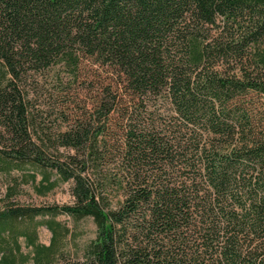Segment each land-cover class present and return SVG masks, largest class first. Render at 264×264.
Listing matches in <instances>:
<instances>
[{"label":"trees","instance_id":"trees-1","mask_svg":"<svg viewBox=\"0 0 264 264\" xmlns=\"http://www.w3.org/2000/svg\"><path fill=\"white\" fill-rule=\"evenodd\" d=\"M57 65L51 107L37 89ZM15 169L74 199L10 186L0 264H264V0H0V172ZM59 214L96 237L65 250Z\"/></svg>","mask_w":264,"mask_h":264},{"label":"rangeland","instance_id":"rangeland-1","mask_svg":"<svg viewBox=\"0 0 264 264\" xmlns=\"http://www.w3.org/2000/svg\"><path fill=\"white\" fill-rule=\"evenodd\" d=\"M57 68H60V65L53 66V68L51 66L48 74L40 81V88L37 89L39 100L45 104H49L51 107L52 105L57 104L56 99L52 95V93L54 94L55 89H57L55 88L56 84L53 76L54 71L58 70ZM52 118L55 119V115H53ZM25 172L29 173V171ZM24 174L27 173H24L19 169L11 171L10 174L0 172V206H3V199H5L10 186L15 187L17 191V194L12 200H16L22 204L44 206L50 204H68L73 202L74 196L71 191V181H60L54 189L40 192L38 187L43 186L41 181L42 175L39 173L36 182L33 183L31 180L27 181L25 177H23ZM15 178L18 179L17 182H15ZM52 178H55V175H53ZM51 217L52 216L49 215L44 217L38 216L35 221ZM56 219L60 221L62 225L68 226L71 230L70 235H68L64 242L65 250L67 251L81 249L96 237V224L92 217H84L75 220L73 217L66 214H59L56 216ZM38 237L40 242L49 244L52 238V232L45 225H40L38 227ZM21 242L23 248L26 251L29 250L24 238H21Z\"/></svg>","mask_w":264,"mask_h":264}]
</instances>
